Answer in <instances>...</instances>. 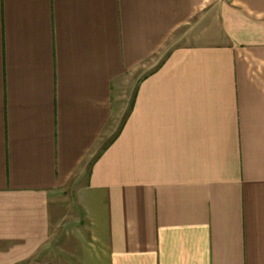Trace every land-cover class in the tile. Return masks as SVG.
Returning <instances> with one entry per match:
<instances>
[{
    "label": "crops",
    "instance_id": "0c3cea01",
    "mask_svg": "<svg viewBox=\"0 0 264 264\" xmlns=\"http://www.w3.org/2000/svg\"><path fill=\"white\" fill-rule=\"evenodd\" d=\"M0 264H264V0H0Z\"/></svg>",
    "mask_w": 264,
    "mask_h": 264
}]
</instances>
